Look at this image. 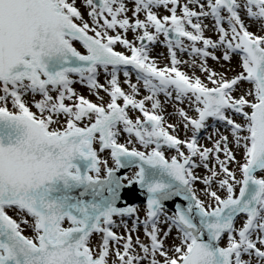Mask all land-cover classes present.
Returning <instances> with one entry per match:
<instances>
[{"label": "snow or ice", "instance_id": "obj_1", "mask_svg": "<svg viewBox=\"0 0 264 264\" xmlns=\"http://www.w3.org/2000/svg\"><path fill=\"white\" fill-rule=\"evenodd\" d=\"M0 264H264V0H0Z\"/></svg>", "mask_w": 264, "mask_h": 264}, {"label": "rangeland", "instance_id": "obj_2", "mask_svg": "<svg viewBox=\"0 0 264 264\" xmlns=\"http://www.w3.org/2000/svg\"><path fill=\"white\" fill-rule=\"evenodd\" d=\"M253 30H254V29H253ZM206 35H208V36H213V38H215L214 33H212L211 31L206 32ZM161 54H162V55H161ZM153 56L157 59L158 65H159L160 67H163L165 64L168 63V53H167V49H166L165 47H163L162 45H158V46L154 49V51H153ZM181 58H182V59H188V57H187L186 55H182ZM209 64H210V66L216 68L217 71H222V70H223V69H221L218 65H216L215 62H213V61H211V60H209ZM182 70L187 71V72L190 73V69H188V68H183ZM197 74L199 75L200 73L197 72ZM227 74H228L229 76L233 75V73H227ZM121 80H123V77H122V76H121ZM101 82H103V77H101ZM133 82H135V76H134V75H133ZM76 87H77V90L84 91L85 94H87V93H86V90L81 89L79 85H77ZM124 87L126 88V86H124ZM89 98H90V99H94V97H89ZM161 99H163V97H161ZM168 111H169V112L172 111V109H171L170 106L168 107ZM169 119H170V122H175V117H171V118H169ZM181 138H183V134H182V133H181ZM121 142H123V138L121 139ZM202 142L207 143L206 141H202ZM208 146H211V145L209 144ZM131 171H132V170H131ZM131 171H129L128 174H131ZM142 207H143V206H141V208H142ZM141 215H142V213H141ZM120 231H122V229H121ZM141 236H142V238H143L142 233H141Z\"/></svg>", "mask_w": 264, "mask_h": 264}, {"label": "water", "instance_id": "obj_3", "mask_svg": "<svg viewBox=\"0 0 264 264\" xmlns=\"http://www.w3.org/2000/svg\"><path fill=\"white\" fill-rule=\"evenodd\" d=\"M129 171L131 170H128V169H122L118 175H124L125 173H128ZM128 202L131 204V203H135V204H139L140 206H143L144 205V202H145V197L143 195H140L138 193V186H137V189H133L132 193L130 194H126V197H125Z\"/></svg>", "mask_w": 264, "mask_h": 264}]
</instances>
